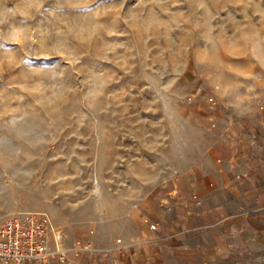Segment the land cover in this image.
Instances as JSON below:
<instances>
[{
    "label": "rangeland",
    "instance_id": "obj_1",
    "mask_svg": "<svg viewBox=\"0 0 264 264\" xmlns=\"http://www.w3.org/2000/svg\"><path fill=\"white\" fill-rule=\"evenodd\" d=\"M199 86L263 101L264 0H0V216L123 207Z\"/></svg>",
    "mask_w": 264,
    "mask_h": 264
},
{
    "label": "crops",
    "instance_id": "obj_2",
    "mask_svg": "<svg viewBox=\"0 0 264 264\" xmlns=\"http://www.w3.org/2000/svg\"><path fill=\"white\" fill-rule=\"evenodd\" d=\"M135 178L123 207H85L94 232L80 230L78 251L24 264H264V99L199 86ZM99 222L136 243L112 249Z\"/></svg>",
    "mask_w": 264,
    "mask_h": 264
},
{
    "label": "built area",
    "instance_id": "obj_3",
    "mask_svg": "<svg viewBox=\"0 0 264 264\" xmlns=\"http://www.w3.org/2000/svg\"><path fill=\"white\" fill-rule=\"evenodd\" d=\"M95 219L89 213L80 214L71 224L53 218L46 212H24L0 216V262L4 264H24L41 261L50 256L65 259L69 253L80 248L77 237L79 229L93 233ZM117 223H101L100 228L112 240L111 248L124 251L136 243L135 239L125 241L121 237L112 238V228Z\"/></svg>",
    "mask_w": 264,
    "mask_h": 264
}]
</instances>
